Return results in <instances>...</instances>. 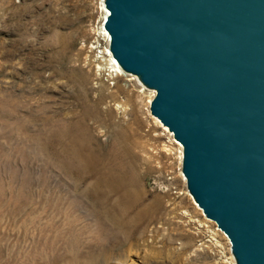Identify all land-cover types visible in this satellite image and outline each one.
Segmentation results:
<instances>
[{
	"label": "rangeland",
	"instance_id": "374dc122",
	"mask_svg": "<svg viewBox=\"0 0 264 264\" xmlns=\"http://www.w3.org/2000/svg\"><path fill=\"white\" fill-rule=\"evenodd\" d=\"M101 16L100 0H0V264H235L155 92L103 72Z\"/></svg>",
	"mask_w": 264,
	"mask_h": 264
},
{
	"label": "water",
	"instance_id": "95a60500",
	"mask_svg": "<svg viewBox=\"0 0 264 264\" xmlns=\"http://www.w3.org/2000/svg\"><path fill=\"white\" fill-rule=\"evenodd\" d=\"M109 51L155 92L186 189L235 264H264V0H103Z\"/></svg>",
	"mask_w": 264,
	"mask_h": 264
},
{
	"label": "bare ground",
	"instance_id": "6f19581e",
	"mask_svg": "<svg viewBox=\"0 0 264 264\" xmlns=\"http://www.w3.org/2000/svg\"><path fill=\"white\" fill-rule=\"evenodd\" d=\"M101 1V11H102V16H101V23H102V26H101V35L103 36V40H108L109 39V35L108 33L106 32V30L104 29L103 27V21L105 20V17L107 15V12L106 10L104 9V4H103V0H100ZM104 51H106V53L109 55V58L108 59H104L103 62H104V66H105V69L107 68V63H110L111 65H114V67L112 68L113 71H116L117 72V75L118 76H123L124 74L122 73V70L120 69L119 65L117 64V62L114 60V58L110 55L109 51L107 49H104ZM103 51V53H104ZM134 80H136L135 78H133ZM138 82V80H137ZM139 83V82H138ZM142 87V86H141ZM151 93V97H154V92L151 90L150 91ZM154 120L155 122L160 125L159 121L154 117ZM161 126V125H160ZM166 130V129H165ZM167 131V130H166ZM183 179V178H182ZM232 259V258H231Z\"/></svg>",
	"mask_w": 264,
	"mask_h": 264
},
{
	"label": "built area",
	"instance_id": "2783aa9c",
	"mask_svg": "<svg viewBox=\"0 0 264 264\" xmlns=\"http://www.w3.org/2000/svg\"><path fill=\"white\" fill-rule=\"evenodd\" d=\"M103 41L105 42V44L107 46L106 49L109 51V39L106 40V41L105 40H103ZM103 51L102 52L101 51H96V55H97V58L100 60L99 62H101L104 65L103 60L104 59H108L109 55L106 53V51H104V53H103ZM109 53H110V51H109ZM110 55H111V53H110ZM107 64H108L107 68L103 70V72L106 73V77L112 78V77L116 76L117 72L112 70L114 65H111L110 63H107Z\"/></svg>",
	"mask_w": 264,
	"mask_h": 264
}]
</instances>
